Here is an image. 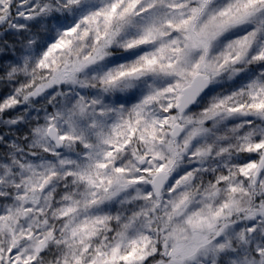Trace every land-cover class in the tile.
<instances>
[{
  "label": "snow or ice",
  "instance_id": "snow-or-ice-1",
  "mask_svg": "<svg viewBox=\"0 0 264 264\" xmlns=\"http://www.w3.org/2000/svg\"><path fill=\"white\" fill-rule=\"evenodd\" d=\"M0 264H264V0H0Z\"/></svg>",
  "mask_w": 264,
  "mask_h": 264
}]
</instances>
